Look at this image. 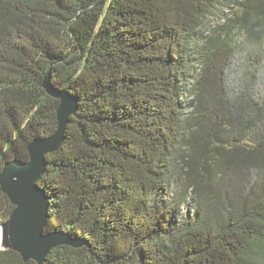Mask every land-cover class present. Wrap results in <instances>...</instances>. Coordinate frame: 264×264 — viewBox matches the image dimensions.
<instances>
[{"label": "trees", "instance_id": "16d2710c", "mask_svg": "<svg viewBox=\"0 0 264 264\" xmlns=\"http://www.w3.org/2000/svg\"><path fill=\"white\" fill-rule=\"evenodd\" d=\"M236 6L264 53V0H0V173L57 130L49 74L79 104L40 185L46 232L82 243L43 264H264V74L227 86L210 34ZM14 209L0 186V225Z\"/></svg>", "mask_w": 264, "mask_h": 264}, {"label": "water", "instance_id": "95a60500", "mask_svg": "<svg viewBox=\"0 0 264 264\" xmlns=\"http://www.w3.org/2000/svg\"><path fill=\"white\" fill-rule=\"evenodd\" d=\"M47 93L60 100L57 108L58 127L49 137L36 138L28 145L29 160L18 158L5 162L0 173L1 190L15 209L2 224L4 249L18 251L25 261L36 260L43 264L50 251L60 245L80 246L82 240L57 230L46 232L49 224L50 198L40 185L47 165L46 154L57 150L66 139L70 117L78 108V99L51 83V75L44 83Z\"/></svg>", "mask_w": 264, "mask_h": 264}, {"label": "rangeland", "instance_id": "374dc122", "mask_svg": "<svg viewBox=\"0 0 264 264\" xmlns=\"http://www.w3.org/2000/svg\"><path fill=\"white\" fill-rule=\"evenodd\" d=\"M240 12L239 8L230 7L227 8L224 12L225 16L218 21L213 22L210 25V34H214L213 30L218 29L222 34L231 32V43L233 45V50L230 51V54L233 53L232 58L230 59V64L226 69L225 84L227 86L239 83L240 79L243 77L246 71L250 72L254 78H256L257 85L264 74V53L260 50L253 47L250 43V40L247 39V32L245 29H234L229 23L230 19L235 18ZM185 213L187 207L184 208ZM0 249H4V232L3 226L0 225Z\"/></svg>", "mask_w": 264, "mask_h": 264}, {"label": "bare ground", "instance_id": "6f19581e", "mask_svg": "<svg viewBox=\"0 0 264 264\" xmlns=\"http://www.w3.org/2000/svg\"><path fill=\"white\" fill-rule=\"evenodd\" d=\"M1 230V229H0ZM1 242V241H0Z\"/></svg>", "mask_w": 264, "mask_h": 264}]
</instances>
